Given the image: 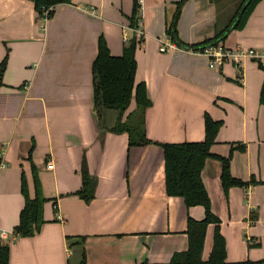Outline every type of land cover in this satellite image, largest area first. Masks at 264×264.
I'll return each instance as SVG.
<instances>
[{
  "label": "crops",
  "instance_id": "crops-1",
  "mask_svg": "<svg viewBox=\"0 0 264 264\" xmlns=\"http://www.w3.org/2000/svg\"><path fill=\"white\" fill-rule=\"evenodd\" d=\"M180 1L140 0L142 34L131 23L135 0H71L47 19L33 0H0V243L9 264H169L187 251L189 220L204 219L205 207L167 193L160 143L202 141L207 114L223 121L212 152L231 155L234 177L258 181L226 193L222 162L206 160L202 178L221 220L226 262L264 259V68L250 57L210 67L205 52L178 45L161 51L172 41L168 26ZM241 2L187 0L179 39L192 45L215 37ZM101 36L114 55L136 38L135 82L146 84L152 101L144 125L135 98L124 112L95 107ZM219 43L264 50V0ZM121 120L135 129L116 130ZM139 124L152 142L131 145ZM85 171L94 182L88 200L78 195ZM23 180L29 198L39 188L45 199L43 222L25 236L14 231L26 203ZM214 232L210 223L203 260Z\"/></svg>",
  "mask_w": 264,
  "mask_h": 264
},
{
  "label": "trees",
  "instance_id": "trees-1",
  "mask_svg": "<svg viewBox=\"0 0 264 264\" xmlns=\"http://www.w3.org/2000/svg\"><path fill=\"white\" fill-rule=\"evenodd\" d=\"M38 14L44 17L46 9L58 3L71 2V0H33ZM187 0L178 3V9L173 20L168 26V35L171 40L180 47L203 51L209 45H216L219 41L225 40L229 32L234 28L244 25L247 16L253 10L259 0H242L236 16L222 30L218 31L215 37L206 39L196 44H185L179 39L177 32V19L181 7ZM52 11L49 12V17ZM134 15L132 16V26L138 28L142 19L140 0H135ZM136 38L129 39L121 55H114L109 48L106 39L101 36L99 39V51L93 62L94 79V102L95 107L102 109L114 108L124 112L131 104L133 98L137 103V108L142 114L141 125H144L145 111L152 105L146 84L140 82L136 84L135 74L137 62L135 59ZM261 67L264 65L260 62ZM6 68V60L0 64V85L2 76ZM261 103L264 104V83L261 90ZM137 126L134 135L137 140H131L130 144L143 145L152 142L146 137L143 127ZM223 125V121L214 120L210 115L205 119V138L197 142L181 143H160L165 152L166 166V188L167 193L172 196H181L188 206L202 205L205 207L206 216L202 220H189L188 235L189 249L185 252L176 253L169 264H229L226 262L227 248L226 239L220 230V218L212 211L211 198L202 178V171L206 160L215 157L222 162V183L224 191L227 193L233 186H250L258 181H244L236 178L231 173V155L222 156L212 152L211 147L217 142V135ZM132 130L135 127L129 123L118 122L116 130ZM94 182L85 171L83 175V187L78 192L80 197L90 199L93 196ZM22 191L26 198V203L22 208L20 222L14 231L18 235H31L35 227L43 222L42 212L43 198L41 191L37 188L36 197L29 198L26 180H23ZM210 223L215 224L214 246L208 260H203L202 253L205 242L207 227ZM264 263L259 261H241L235 264H255ZM0 264H9V247L0 243ZM80 264H85V258Z\"/></svg>",
  "mask_w": 264,
  "mask_h": 264
},
{
  "label": "built area",
  "instance_id": "built-area-1",
  "mask_svg": "<svg viewBox=\"0 0 264 264\" xmlns=\"http://www.w3.org/2000/svg\"><path fill=\"white\" fill-rule=\"evenodd\" d=\"M55 5L50 6L45 11L44 18L49 17V12L54 10ZM138 31H140L142 34L144 33L140 27L137 28ZM177 44L173 41L165 42L163 45H161L160 50L161 51H169L171 49H176ZM203 52L207 54L209 57V66L215 67L217 65H222L226 61H234L237 64L241 62V60L245 57L255 58L259 60L264 65V50H256L253 48H228L225 47L222 43H218L216 45H209L207 46ZM48 168H53L54 164L53 162H49Z\"/></svg>",
  "mask_w": 264,
  "mask_h": 264
}]
</instances>
